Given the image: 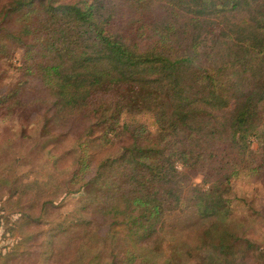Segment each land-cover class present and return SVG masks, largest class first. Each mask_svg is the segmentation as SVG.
Here are the masks:
<instances>
[{"label":"trees","instance_id":"1","mask_svg":"<svg viewBox=\"0 0 264 264\" xmlns=\"http://www.w3.org/2000/svg\"><path fill=\"white\" fill-rule=\"evenodd\" d=\"M1 57L0 112L72 140L110 264H264V233L234 222L240 182L264 178V0H0Z\"/></svg>","mask_w":264,"mask_h":264},{"label":"rangeland","instance_id":"2","mask_svg":"<svg viewBox=\"0 0 264 264\" xmlns=\"http://www.w3.org/2000/svg\"><path fill=\"white\" fill-rule=\"evenodd\" d=\"M4 62L1 57L5 78L8 82L16 79V59L11 65ZM23 110L0 112V175L7 180L0 182V264H87L92 257L110 264L117 241L99 223L91 224L88 207L93 196L87 188L84 194L80 192L83 180L70 181L74 158L67 157V152L72 140L54 142L50 136L38 134L40 114ZM36 141L45 142L44 146L37 148ZM193 181L201 183V178L194 176ZM238 186L242 203L234 210L238 216L234 222L248 216L247 235L260 239L264 233V178L242 180ZM78 217L86 222L69 224ZM168 219L177 224V234L186 240L200 227L192 214L174 212ZM61 223L70 231L57 232L50 244L49 233ZM167 238H171L170 232ZM15 243L18 245L13 247Z\"/></svg>","mask_w":264,"mask_h":264}]
</instances>
